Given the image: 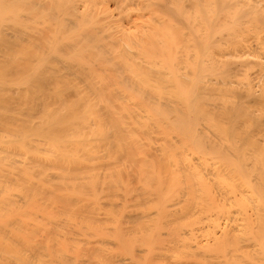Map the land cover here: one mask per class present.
I'll use <instances>...</instances> for the list:
<instances>
[{
    "label": "bare ground",
    "instance_id": "6f19581e",
    "mask_svg": "<svg viewBox=\"0 0 264 264\" xmlns=\"http://www.w3.org/2000/svg\"><path fill=\"white\" fill-rule=\"evenodd\" d=\"M0 264H264V0H0Z\"/></svg>",
    "mask_w": 264,
    "mask_h": 264
}]
</instances>
